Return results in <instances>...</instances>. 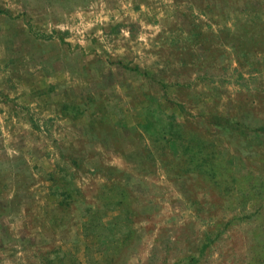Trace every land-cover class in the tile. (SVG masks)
I'll list each match as a JSON object with an SVG mask.
<instances>
[{"label":"rangeland","instance_id":"obj_1","mask_svg":"<svg viewBox=\"0 0 264 264\" xmlns=\"http://www.w3.org/2000/svg\"><path fill=\"white\" fill-rule=\"evenodd\" d=\"M0 10V264H264V0Z\"/></svg>","mask_w":264,"mask_h":264},{"label":"trees","instance_id":"obj_2","mask_svg":"<svg viewBox=\"0 0 264 264\" xmlns=\"http://www.w3.org/2000/svg\"><path fill=\"white\" fill-rule=\"evenodd\" d=\"M0 14H9L7 11L0 10ZM262 132H264V128H260Z\"/></svg>","mask_w":264,"mask_h":264}]
</instances>
